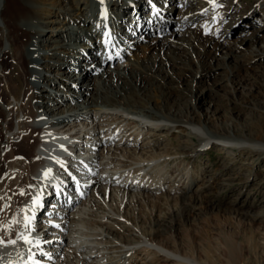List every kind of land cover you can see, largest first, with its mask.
Listing matches in <instances>:
<instances>
[{
    "label": "bare ground",
    "instance_id": "obj_1",
    "mask_svg": "<svg viewBox=\"0 0 264 264\" xmlns=\"http://www.w3.org/2000/svg\"><path fill=\"white\" fill-rule=\"evenodd\" d=\"M10 1L12 11L7 5L4 11L12 18L0 8V33L7 29L0 54L12 56L13 65L3 69L20 67L15 79L23 83L14 88L12 74L0 83L9 96L7 102L0 98V264H208L170 245H177L170 232L178 216L205 202L212 206L213 199L204 200L207 183L199 182L192 157L211 143L242 153L251 173L255 160L264 157V138L246 128L221 132L199 125L192 115L201 104L194 84L200 69L205 73L216 66L230 73L229 80L251 77L264 84L262 65L250 71L251 61L264 59V34L245 38L251 41L247 50L222 46L197 55L191 40L172 35L196 13L181 15L167 39L152 36L139 43L143 32L164 27L168 6L194 0ZM206 3L214 9L216 0ZM256 7L264 14V0ZM129 11L133 17L127 22ZM106 23L118 41L109 50L104 36H97ZM75 59L84 64L79 70ZM121 61H126L122 68ZM233 72L241 76L233 78ZM31 78L38 81L33 88ZM52 82L50 91L46 84ZM253 86L264 96L261 85ZM172 132L178 141L174 151L168 147ZM162 133L168 142L160 140ZM141 136L146 138L137 142ZM73 150L91 155L88 169L69 155ZM66 165L82 185L93 183L77 202L50 203L38 219L35 208L42 194L52 192L53 181L74 186ZM227 175L229 181L239 177ZM236 257L230 250L228 260L234 263Z\"/></svg>",
    "mask_w": 264,
    "mask_h": 264
},
{
    "label": "rangeland",
    "instance_id": "obj_2",
    "mask_svg": "<svg viewBox=\"0 0 264 264\" xmlns=\"http://www.w3.org/2000/svg\"><path fill=\"white\" fill-rule=\"evenodd\" d=\"M0 1L1 10L4 11L6 7L9 6L11 8L10 10L12 11V2L10 0ZM179 1L182 2V0ZM177 3H175L173 7L176 6ZM200 3L201 2L199 0L198 2L197 0H194L193 2L185 1V4H188V7L190 8L183 11V14L181 11H179L180 4L177 6L178 9L176 8L173 11L171 10L170 15L167 14V18L169 17L171 22H179L181 15L185 16L190 13L197 14L193 21H189V24L185 26L180 25V32H182V34H179L180 32L177 34H172L177 38L179 37L181 42H190L191 40V43H194V45H192L194 46L192 50L193 54L200 52L201 50L204 52L206 48L207 50L212 51V48L215 50L219 47L217 49L219 50L222 48V46H233L238 47V50H247L251 44V41L244 40L245 38H249L251 35L260 37L262 34H264V14L257 10L256 7L260 3V0H239L238 5L245 3L243 6H241L242 8L244 5H246L244 11L240 14V18L243 16L242 21L236 28L234 26L230 27L231 24H234L239 20L237 16L230 15L228 18H230L232 23L230 24L228 21V24L221 26L223 32L221 34H225L226 36L221 37L222 40L219 37L218 41H213L211 36H203L200 28L190 29L189 27V25L194 24L197 17L201 16V14H199V10L207 5L206 1L203 2L202 5H200ZM168 7V9H171L172 6ZM10 10H6V12L4 11L6 19L12 18L13 16V13ZM259 14L263 15L262 20H260L261 15ZM256 15H259V17H256ZM175 18L177 19L174 20ZM170 21H165L163 26H172L175 23L177 26L178 22L171 23ZM197 21H199V19ZM253 21H256L258 24H252ZM0 25H2L1 22ZM208 26L209 23L207 22L204 27ZM193 27L194 26H192V28ZM219 27L220 25L217 29H219ZM257 27L262 28L260 29L262 31L254 30V28L256 29ZM45 31L46 29L43 30V32ZM5 32H7V29L3 32V35L0 33V47L2 44L7 45V40L5 37L2 38L5 35ZM171 32L172 30L166 36H159L158 40H162L164 38L167 39ZM204 33L208 35L209 30ZM143 34L144 35L140 39L139 43H147L149 41L148 38L151 37L144 32ZM52 37L56 38L57 36L54 34ZM193 37H198L199 40H195ZM216 39H218V37ZM25 41L26 40H23V42ZM245 42L248 43L245 45ZM88 53L90 52L88 51L86 54ZM197 55L199 54L197 53ZM13 60L14 59H12L10 54H7V56L4 58L3 55L0 54V83H5L4 76L10 77V74H12L10 79L12 81H16V85L14 86V88H16L23 82L21 78H18L17 80L15 79L17 76L16 72L21 68L15 65L12 66ZM6 64L12 65L11 67H8V69H3V66ZM114 64L115 62L111 65L113 69L110 67V71L115 69L116 65ZM125 64L126 61H124L122 64H118V66L122 68ZM43 65H45V62ZM73 65L75 70H79L81 66H84L82 63L80 65L79 62L74 63ZM259 65L264 67V59L260 62L251 61L252 67H250V71H252L254 68L256 69V67ZM64 66H68L67 63H65ZM198 69L199 68L194 69L195 72L192 76L193 78L196 77L197 79L199 72H202V74H200L198 77L196 84H194V90L196 89L195 92L198 94V99L201 100V104L199 105L200 108L195 107L193 109L192 115L197 120L196 122L199 125H204L205 128H210L212 130L215 128L219 131H221L219 128L223 127L229 129L230 132L237 128H246L249 132L254 133V137H258L259 135L262 136L263 141L264 96L263 94L261 95L259 92L254 91V89L257 88L253 86L257 84L261 85V87L258 86V89L262 88L264 90L263 82L257 81L256 79L252 80L251 77L248 78V81H242V79L237 78L241 75L234 72L231 75L233 78H235L234 75H236L237 80L240 81L237 82L236 80H229L230 73L228 74L227 70L220 66H216L212 68L210 72L205 73L203 68L200 69V71H198ZM22 74L23 73H20L19 75ZM92 75H94V73H92L91 76ZM34 79L35 78H31L30 80V86L32 88L38 85V81ZM148 81H150V79ZM46 87H55V84L52 82L51 85L46 84ZM49 90L51 91L52 88H49ZM0 98L5 100L4 102H7L9 98L8 91L3 90L1 86ZM10 99L12 98L10 97ZM193 100H196V98H193ZM174 111L176 110L173 108V112ZM175 133L176 132H172L168 134V137L170 138V145L168 144V147L172 151H174L178 146L177 138L174 136ZM143 137L145 136L136 138L137 142L143 139ZM160 140H162V142H168L165 133L160 135ZM110 141L112 143L115 142L114 138H112ZM18 150L20 149L18 148ZM200 151L201 152L192 157V162L190 165L193 164L194 167L196 166L198 173L201 174L202 177H200L199 182L204 181L207 183V186L203 188L204 193L206 194L204 196V200L206 201L213 199L214 202L212 201V206H205L207 203L205 202L204 205L202 204V207L178 216L170 232L176 237L177 245L173 244L172 242L170 245L175 248L177 247L182 253L185 252L187 254L188 252V254H191L193 252L195 256L199 258V260L208 264H264V157L257 158L255 160L256 164L253 166L251 165L252 172L248 173V170L245 168H248L249 164L246 163L245 166L242 164L244 161V155L242 153H238L237 151L234 152L232 149H222L220 146L211 145V143H209L208 151ZM232 157H234V159L237 161L234 164L231 162ZM254 171L257 172L255 177H253ZM230 173L232 176L237 175L239 177L230 181L226 180L228 177L227 174ZM224 182H228L229 184L221 188ZM171 201L172 203H175L174 200ZM231 206L238 207L241 210L248 212L250 211L252 214L245 212L238 213L234 209L232 210ZM256 214H262V217L260 216L257 218ZM230 245L231 247H229ZM230 250L233 251V253H235L237 256L234 263L228 260V253Z\"/></svg>",
    "mask_w": 264,
    "mask_h": 264
},
{
    "label": "snow or ice",
    "instance_id": "obj_3",
    "mask_svg": "<svg viewBox=\"0 0 264 264\" xmlns=\"http://www.w3.org/2000/svg\"><path fill=\"white\" fill-rule=\"evenodd\" d=\"M107 35V34H106ZM50 171V170H49ZM47 175V173H46ZM27 219V218H26ZM18 239H21L23 238L25 240V242H28V238L27 237H17ZM0 243H4V241H0ZM6 243L8 244H15L16 243V240H8Z\"/></svg>",
    "mask_w": 264,
    "mask_h": 264
}]
</instances>
